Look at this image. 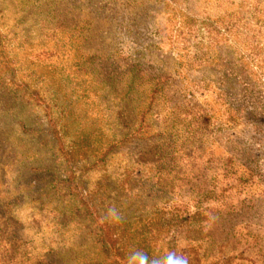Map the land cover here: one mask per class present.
I'll return each mask as SVG.
<instances>
[{
    "label": "rangeland",
    "instance_id": "obj_1",
    "mask_svg": "<svg viewBox=\"0 0 264 264\" xmlns=\"http://www.w3.org/2000/svg\"><path fill=\"white\" fill-rule=\"evenodd\" d=\"M174 205L264 264V0H0V264H107L109 207Z\"/></svg>",
    "mask_w": 264,
    "mask_h": 264
},
{
    "label": "trees",
    "instance_id": "obj_2",
    "mask_svg": "<svg viewBox=\"0 0 264 264\" xmlns=\"http://www.w3.org/2000/svg\"><path fill=\"white\" fill-rule=\"evenodd\" d=\"M167 211L164 210L162 216L156 219H146L145 222L140 220L133 230L128 228L125 220L115 222L113 226L111 223L109 228L113 227L112 235L117 236L110 244L107 264H126V257L136 248L145 250L150 257L153 255L159 257L169 250H176L188 257L189 264H231L230 259L226 257L204 260L203 247L197 243L179 247L177 235L170 234L171 230L173 227L184 226V222L189 221L192 216L185 214L181 205L171 206ZM106 225L103 224V228Z\"/></svg>",
    "mask_w": 264,
    "mask_h": 264
},
{
    "label": "clouds",
    "instance_id": "obj_3",
    "mask_svg": "<svg viewBox=\"0 0 264 264\" xmlns=\"http://www.w3.org/2000/svg\"><path fill=\"white\" fill-rule=\"evenodd\" d=\"M123 218L122 213L115 206L109 207L102 216V219L108 222H121ZM126 264H189V259L176 250H169L159 257L154 255L150 257L145 250L136 248L126 257Z\"/></svg>",
    "mask_w": 264,
    "mask_h": 264
}]
</instances>
